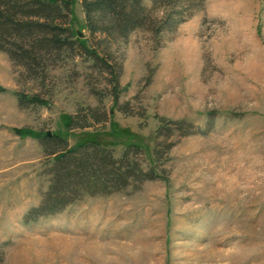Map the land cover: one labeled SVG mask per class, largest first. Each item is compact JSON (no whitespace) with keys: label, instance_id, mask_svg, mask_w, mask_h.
Masks as SVG:
<instances>
[{"label":"rangeland","instance_id":"1","mask_svg":"<svg viewBox=\"0 0 264 264\" xmlns=\"http://www.w3.org/2000/svg\"><path fill=\"white\" fill-rule=\"evenodd\" d=\"M63 1L69 44L15 38L28 66L0 48V264H264V0H188L171 29L125 38L91 35ZM76 38L120 66L116 91ZM39 132L136 144L159 176L26 221L51 177Z\"/></svg>","mask_w":264,"mask_h":264},{"label":"trees","instance_id":"2","mask_svg":"<svg viewBox=\"0 0 264 264\" xmlns=\"http://www.w3.org/2000/svg\"><path fill=\"white\" fill-rule=\"evenodd\" d=\"M150 1L151 7L143 0H81V5L91 35L99 33L104 37L110 35L113 38H125L136 28H145L155 34L171 29L181 21L184 10L182 3L188 0H166L170 6L165 9L158 7L160 11L164 10L160 16L153 14L160 0ZM70 2L71 0H64L63 8L68 10ZM25 5L29 7L28 10L24 8ZM178 7L180 9L176 10ZM61 15L57 0H0V48L6 50L11 58H18L27 66L34 63L37 59L34 53L25 48L22 41L14 39L26 38L31 40L29 43L34 42L35 46L43 47L69 44L68 37L60 36L66 29L55 22ZM76 41L81 48L109 69L113 89L116 91L119 86L120 66L113 71L112 65L103 58L104 56L98 55L78 38ZM6 43L11 47L6 48ZM18 99L20 104L39 100L22 95H18ZM71 123L72 118L69 116L66 126L69 127ZM172 123L180 124L181 121ZM159 129L169 130V127L161 125ZM34 136L40 139L44 149L53 157L49 161L50 183L42 193L39 203L25 213L26 221L40 215L59 212L82 196L110 194L125 188L132 181L159 176L152 168H142L133 153L139 148L136 144H127L121 155L115 156L106 145L92 138L69 146L66 138L57 133L39 132Z\"/></svg>","mask_w":264,"mask_h":264},{"label":"water","instance_id":"3","mask_svg":"<svg viewBox=\"0 0 264 264\" xmlns=\"http://www.w3.org/2000/svg\"><path fill=\"white\" fill-rule=\"evenodd\" d=\"M49 133V132H48Z\"/></svg>","mask_w":264,"mask_h":264}]
</instances>
